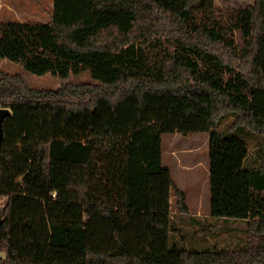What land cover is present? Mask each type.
Masks as SVG:
<instances>
[{"label": "trees", "instance_id": "obj_1", "mask_svg": "<svg viewBox=\"0 0 264 264\" xmlns=\"http://www.w3.org/2000/svg\"><path fill=\"white\" fill-rule=\"evenodd\" d=\"M215 1L53 0L47 22L0 23L1 59L96 82L36 90L0 73V264H264L263 237L188 247L182 221L202 223L163 163L164 135L209 133L210 216L264 231V0ZM138 211L145 251L132 254L121 219ZM91 218L119 251L89 244Z\"/></svg>", "mask_w": 264, "mask_h": 264}, {"label": "rangeland", "instance_id": "obj_2", "mask_svg": "<svg viewBox=\"0 0 264 264\" xmlns=\"http://www.w3.org/2000/svg\"><path fill=\"white\" fill-rule=\"evenodd\" d=\"M216 9L219 12L245 8L255 3V0H216ZM53 0H0L1 22H47L50 20ZM263 45V55L257 63V70L264 78V35L260 40ZM0 73L9 76H20L26 85L36 90H57L64 84L85 85L96 84L89 72L80 75H71L67 79H61L51 74L42 76L27 72L22 65L7 59L0 58ZM3 108V107H0ZM220 127L224 128L234 120L231 115L226 116ZM209 133L190 134H166L163 136V163L173 174L177 186L184 191L186 203L190 214L197 216L202 224L187 225L182 221L184 231L194 233L187 238V245L201 247L196 239L201 238L204 246L215 250L242 249L248 243L263 237L264 231L256 229L254 224L243 220L215 219L210 216V169H209ZM253 147H251V150ZM252 153V152H251ZM175 197H172V204ZM5 204V199L0 200V207ZM174 211H176L173 205ZM189 221V220H187ZM122 224L131 222V226L122 231V238L128 246V252L132 254L145 251V214L138 211L135 217L121 219ZM91 232L89 244L96 249L108 252L119 251V246L111 228V223L105 218H91L89 220ZM204 226V227H203ZM208 229V230H207ZM194 231V232H193ZM6 260V252L0 251V262Z\"/></svg>", "mask_w": 264, "mask_h": 264}, {"label": "water", "instance_id": "obj_3", "mask_svg": "<svg viewBox=\"0 0 264 264\" xmlns=\"http://www.w3.org/2000/svg\"><path fill=\"white\" fill-rule=\"evenodd\" d=\"M10 109L8 108H0V149H1V143L4 136V129H3V122L4 119L10 114Z\"/></svg>", "mask_w": 264, "mask_h": 264}]
</instances>
